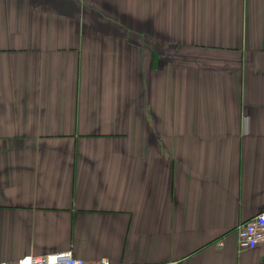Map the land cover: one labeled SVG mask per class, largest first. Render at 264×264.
<instances>
[{
	"label": "crops",
	"instance_id": "obj_1",
	"mask_svg": "<svg viewBox=\"0 0 264 264\" xmlns=\"http://www.w3.org/2000/svg\"><path fill=\"white\" fill-rule=\"evenodd\" d=\"M262 211L264 0H0V261L264 264Z\"/></svg>",
	"mask_w": 264,
	"mask_h": 264
},
{
	"label": "built area",
	"instance_id": "obj_2",
	"mask_svg": "<svg viewBox=\"0 0 264 264\" xmlns=\"http://www.w3.org/2000/svg\"><path fill=\"white\" fill-rule=\"evenodd\" d=\"M238 242L241 248H254L264 242V211L241 222L236 228ZM223 240L218 242L223 245ZM0 264H87L86 261L76 256L71 250L61 251L40 256H24L15 260H3ZM96 264H112L108 258H103ZM130 264V263H126ZM169 264V263H150Z\"/></svg>",
	"mask_w": 264,
	"mask_h": 264
}]
</instances>
